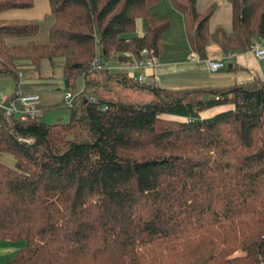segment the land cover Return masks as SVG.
<instances>
[{"label":"trees","instance_id":"16d2710c","mask_svg":"<svg viewBox=\"0 0 264 264\" xmlns=\"http://www.w3.org/2000/svg\"><path fill=\"white\" fill-rule=\"evenodd\" d=\"M154 1L48 0L43 44L31 40L34 22L0 24V76L15 87L43 60L61 69L64 91L82 80L66 123L0 118V157L14 161L0 162V242L24 243L6 264H264V79L168 91L88 71L95 56L158 55L168 22L148 14ZM170 1L199 61L210 42L236 55L264 40V0H226L231 32L213 35L214 6L198 13L196 0ZM32 4L0 0V13ZM138 19L142 37L132 36ZM109 83L150 98L107 99Z\"/></svg>","mask_w":264,"mask_h":264},{"label":"crops","instance_id":"0c3cea01","mask_svg":"<svg viewBox=\"0 0 264 264\" xmlns=\"http://www.w3.org/2000/svg\"><path fill=\"white\" fill-rule=\"evenodd\" d=\"M212 6H214V10L207 23L209 35H213L218 30L226 34L230 33L231 9L226 0H196V10L198 13H204ZM147 12L156 20H166L168 28L161 36L160 50L157 55L158 64L153 71L147 72V76L151 77L152 81L146 84L168 91H187L228 88L250 81L252 78L264 79V66H254L252 63L254 56L251 52L228 57L230 55L223 54L215 43L210 42L205 47L206 59L199 61L191 52L187 43L183 17L172 6L170 0H155L148 5ZM13 22H34L38 25V33L41 28L47 31L52 24L48 0H33L30 9L7 10L0 13V24L4 25ZM143 32V21L138 19L135 21V30L132 36L142 37ZM37 35L31 40L34 43L43 44L38 40ZM26 41L9 40L8 44L18 45L24 44ZM217 60H222L225 69L217 73L209 72L206 62ZM2 78L9 77L0 76V83ZM26 83L24 82L23 84ZM27 84L30 85L31 82ZM26 90L27 92L22 90L23 93L38 95L36 92ZM10 95H4L0 90L1 97H8ZM219 108L221 107L215 109ZM223 108L226 111L230 109V106H223ZM39 110L41 114V106H39ZM5 243L13 242H0V254L3 256L11 255L12 259L18 249L10 246L7 247ZM9 260L5 261L4 264Z\"/></svg>","mask_w":264,"mask_h":264},{"label":"rangeland","instance_id":"374dc122","mask_svg":"<svg viewBox=\"0 0 264 264\" xmlns=\"http://www.w3.org/2000/svg\"><path fill=\"white\" fill-rule=\"evenodd\" d=\"M47 31L42 28L37 35L38 40L45 43L47 40ZM16 42V41H15ZM254 66H264V62L257 61L252 58ZM0 83V90L4 95L12 94L15 88V82L11 78H2ZM26 80V81H25ZM94 80H101L98 74L95 75ZM103 81V80H102ZM24 82H31V84H23ZM34 82V83H33ZM19 85L21 91L27 92L26 89L32 92H36L39 96L40 106L42 107V113L40 114V121L46 124L54 123H66L68 121L69 110L62 104V95L64 93L63 85L64 79L62 77V71L60 68L51 69L48 62L43 60L40 62L38 70H22L19 78ZM106 88H103V96L113 101H121L123 103H139L149 100V96L142 91H133L130 89H123L118 85L109 83ZM82 85L81 78H78L75 82L74 92L78 91ZM22 91V92H23ZM225 111L223 107L219 109H211L201 114V117L208 118L216 113ZM0 162L12 168L14 161L12 156L5 154L0 157ZM5 246L14 247L20 249L24 246L22 241L13 243H5ZM20 245V246H19ZM20 247V248H19ZM10 256H3L0 254V264H4L5 261L11 259Z\"/></svg>","mask_w":264,"mask_h":264},{"label":"built area","instance_id":"2783aa9c","mask_svg":"<svg viewBox=\"0 0 264 264\" xmlns=\"http://www.w3.org/2000/svg\"><path fill=\"white\" fill-rule=\"evenodd\" d=\"M249 52L253 54L257 61H264V40H254ZM231 56L233 55L228 57ZM206 63L208 70L211 73L218 72L224 68L222 60L207 61ZM157 64L158 58L155 52L151 49L142 48L136 55L129 52L122 53L120 59L115 63L104 62L95 56L89 65L88 71H108L125 74L139 84H146L152 81L151 77L147 76V72L153 71ZM19 84L20 83L18 82L10 96H0V118H9L18 122H25L27 120L39 118L40 100L38 95L34 93H23ZM81 92L82 89H79L76 92L65 91L62 96L63 106L68 109L71 108L74 98ZM89 100L92 101V99ZM102 110L104 111L105 108H102Z\"/></svg>","mask_w":264,"mask_h":264},{"label":"water","instance_id":"95a60500","mask_svg":"<svg viewBox=\"0 0 264 264\" xmlns=\"http://www.w3.org/2000/svg\"><path fill=\"white\" fill-rule=\"evenodd\" d=\"M64 88H66V81H64V85H63Z\"/></svg>","mask_w":264,"mask_h":264}]
</instances>
